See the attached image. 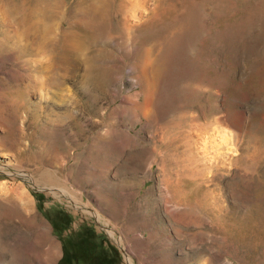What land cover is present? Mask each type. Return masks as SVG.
<instances>
[{
  "label": "rangeland",
  "instance_id": "obj_1",
  "mask_svg": "<svg viewBox=\"0 0 264 264\" xmlns=\"http://www.w3.org/2000/svg\"><path fill=\"white\" fill-rule=\"evenodd\" d=\"M27 196L60 264H264V0H0V264Z\"/></svg>",
  "mask_w": 264,
  "mask_h": 264
},
{
  "label": "crops",
  "instance_id": "obj_2",
  "mask_svg": "<svg viewBox=\"0 0 264 264\" xmlns=\"http://www.w3.org/2000/svg\"><path fill=\"white\" fill-rule=\"evenodd\" d=\"M35 203L36 202L34 200L30 199L28 204L31 205L30 206L27 205L26 208H24L25 210H29V212L27 213L30 217L28 218L29 220H31V223L34 225L33 230L35 231V235L26 237L25 235L21 236L20 234H18L13 238V240L19 243H23L27 240H30L31 242H36L39 247V250L41 246V255L39 251V255L37 258H41V259L49 258L50 260L49 264H60L63 258V252H62L63 250L61 248V245L57 241L58 240L57 235L55 234L56 236H54L53 232L51 233L50 231L46 233L44 222L43 221L40 222V220L36 219V217L33 216L35 211L34 208L36 209L37 207V204Z\"/></svg>",
  "mask_w": 264,
  "mask_h": 264
},
{
  "label": "bare ground",
  "instance_id": "obj_3",
  "mask_svg": "<svg viewBox=\"0 0 264 264\" xmlns=\"http://www.w3.org/2000/svg\"><path fill=\"white\" fill-rule=\"evenodd\" d=\"M15 3V2H14ZM64 7V6H63ZM57 7H53V6H51L50 4L48 5V6H46V8H44V11L47 13V14H52V12L53 11H55V9H56ZM24 9V6H21V5H18V7L17 8H15V9H13V8H11V10L13 11V12H19V14H20V11H21V13H24V16H23V18L22 17H20L19 19H20V23L24 26V25H27V22L29 21V19H30V17L32 16V15H36L37 13L36 12H38L39 11V9H42L43 10V7H41V8H38V9H35L34 8V10L33 9H31L32 11H31V14H28V16H25V10H26V8H25V10H23ZM36 10V11H35ZM42 10H40V12H42ZM23 11V12H22ZM27 11V10H26ZM35 11V13L36 14H33V12ZM30 12V11H29ZM56 13V12H55ZM14 15V14H13ZM30 15V16H29ZM17 16H19L18 15V13H17ZM37 16V15H36ZM22 18V19H21ZM32 18V17H31ZM35 18V17H34ZM18 20V19H17ZM33 20V19H32ZM39 24V23H38ZM40 25V24H39ZM20 27V26H19ZM25 27V26H24ZM23 27V28H24ZM40 35V34H39ZM71 37H68L67 38V40H69ZM55 72V71H54ZM51 79V81H52V83H55V81L57 80V72H55V74L50 78ZM51 83V84H52ZM56 85H57V81H56ZM1 190L2 191H6V188H1ZM8 193H6V195H7ZM20 200H23V197L22 198H20ZM26 201H28V203H29V199H27V200H25L24 202H26Z\"/></svg>",
  "mask_w": 264,
  "mask_h": 264
},
{
  "label": "trees",
  "instance_id": "obj_4",
  "mask_svg": "<svg viewBox=\"0 0 264 264\" xmlns=\"http://www.w3.org/2000/svg\"><path fill=\"white\" fill-rule=\"evenodd\" d=\"M68 263V262H67ZM72 264H76V262H72Z\"/></svg>",
  "mask_w": 264,
  "mask_h": 264
}]
</instances>
